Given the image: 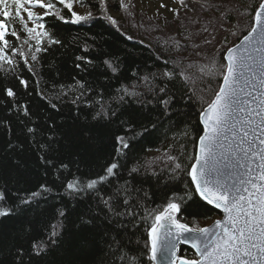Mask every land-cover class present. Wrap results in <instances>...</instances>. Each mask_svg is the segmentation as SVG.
<instances>
[{
  "label": "trees",
  "instance_id": "1",
  "mask_svg": "<svg viewBox=\"0 0 264 264\" xmlns=\"http://www.w3.org/2000/svg\"><path fill=\"white\" fill-rule=\"evenodd\" d=\"M261 1L203 0L196 2L203 7L199 15L187 2L186 8L168 21L169 35L151 34L145 37L149 42L143 36H124L109 20L97 14L86 22L72 23L71 13L62 5L58 7L69 22L54 15L45 17L46 29L59 43L50 44L45 38L41 46L46 50L37 53L38 63L31 60L30 54L25 58L17 54L14 66L4 65L0 69V191L5 195L4 205L15 209L13 214L0 218V264H18L19 250L24 253L23 264L98 261L104 248L105 230L112 234L115 230L107 224L90 226L81 221L82 216L91 215L94 210L91 197L58 193L67 181L96 179L114 161L119 162L120 168L112 184L132 181L129 169L140 168L133 183L143 189L142 195L146 194L147 209L162 210L169 199H174L181 205L177 218L192 229L202 228L219 216L197 196L187 171L194 161L196 141L201 134L198 116L217 92L224 75V51L250 29ZM112 2L116 5L118 1ZM235 7L248 13L235 29L228 27L221 36L223 27L240 21L238 12L234 19ZM12 27H21L14 16ZM7 39L16 49L23 46L28 52L23 40L16 41L11 36ZM209 43L213 47L206 45ZM207 52L215 53V57L208 59ZM11 53L9 49V56ZM213 62L215 71L211 77L202 76L200 67L212 66ZM30 66L35 74L29 71ZM12 67L15 71L9 72ZM181 69L196 79L186 84L176 76L170 82H156L157 87L165 83L174 97L169 116H162V107L155 103L144 107L134 98L118 99L122 95L119 90L125 87L131 90L134 83L138 85L137 91L146 93L142 77L152 79L153 73L159 75L168 70L179 73ZM16 77L26 80L28 87L21 85ZM78 82L84 85L83 89ZM6 88L14 90V98L7 97ZM65 92L67 95L62 94ZM77 96L79 100L73 103ZM101 104L108 115L94 119ZM25 108L28 115H24ZM112 111L116 114L111 115ZM30 127L36 131L29 133ZM128 127L133 131L127 132ZM117 136H128L130 141V147L122 149L119 156ZM169 152L184 165L175 179L168 178L171 162L166 153ZM150 153L153 155L149 157ZM61 165L67 168L61 169ZM151 173L163 178L158 180ZM41 184L55 191L45 193L47 198L39 199L31 207L20 209L19 198L39 190ZM111 187L107 184L105 190ZM189 194L190 199L186 198ZM60 212L65 215L61 216ZM137 222L139 227L123 232L122 238L125 243L131 240L128 246L143 264H149L145 253L151 219L148 223L142 219ZM54 226L59 233L57 243L48 244L46 254L31 255L32 244L48 242ZM179 255L193 257L186 247L180 248Z\"/></svg>",
  "mask_w": 264,
  "mask_h": 264
},
{
  "label": "snow or ice",
  "instance_id": "2",
  "mask_svg": "<svg viewBox=\"0 0 264 264\" xmlns=\"http://www.w3.org/2000/svg\"><path fill=\"white\" fill-rule=\"evenodd\" d=\"M75 2L83 6V0ZM58 5L71 13L72 23L86 22L93 17L91 11L86 15L75 12L74 0H0V69L4 65L14 66L17 54L21 58L30 54L31 60L38 63L37 53L46 50L41 46L45 38L50 44L59 43L51 37L43 22L45 17L52 15L69 22ZM100 11L113 25L116 24L111 16H107L104 0H100ZM22 13L26 14V21ZM13 16L20 21L19 29H10ZM254 20V26L241 43L228 49L223 85L215 93V98L202 109L200 122L203 124V135L199 136V151L195 156V163L187 171L200 199L222 209L226 214L223 221L215 224L216 229L223 228L222 233L214 232L211 228L194 231L187 224L181 223L176 215L180 212L181 205L174 199H169L162 210L147 209L144 203L146 194L142 195L143 189L135 187L133 183L136 175L140 174V168L129 169L132 181L123 180L112 184V179L117 176L120 168L119 162L114 161L104 169L103 175L87 181H67L63 185V191L58 193L71 197H91L94 210L91 215L82 216L81 221L90 226L107 224L115 230V234L105 230L104 248L94 264H137L138 260L139 264H143V260L128 246L131 240L125 243L122 238L123 232L139 227L138 219H142L144 223L151 219L147 232L149 246L145 253L149 264H177L176 245L185 242L191 243L199 259L180 258L179 264H264V3L256 10ZM8 36L16 41L23 40V44L28 45V52L23 50V46L16 49L7 39ZM9 49L12 50L11 56L8 54ZM253 52L260 53L259 57L254 56ZM80 59L83 57H77V60ZM14 71V67L9 69V72ZM29 71L35 74L31 66ZM214 71V62L212 66L200 67V73L205 77H211ZM185 73L184 69L179 73L168 70L159 75L153 73L152 79L142 77L146 93L137 91L138 85L134 83L131 90L126 87L120 89L122 95L118 99L123 101L125 97L134 98L136 103L144 107L155 103L162 107V116H169L174 97L165 83L157 87L156 82H170L176 76H180L186 84L196 79ZM16 78L25 88L28 87L26 80ZM78 85L81 89L84 88L82 83L78 82ZM72 90L74 89H70ZM5 92L7 97L14 98L15 92L12 88H6ZM62 94L67 95L66 92ZM192 94L195 95V92ZM77 100L79 96L73 103ZM97 103L100 104V101ZM115 114V111L111 112V115ZM24 115H28L26 108ZM101 115H108L103 104L93 118ZM27 130L29 133L36 131L31 127ZM144 130L147 131V128ZM126 131L133 130L128 127ZM140 134L142 133H133ZM116 142L119 145L118 156L122 149L130 147L128 136H117ZM181 149L183 151L182 146ZM166 155L171 162L168 178L175 179L177 173L184 170V165L178 156L170 152ZM45 163L50 164L51 161ZM66 168L67 165H61V169ZM151 175L158 180L163 178L155 173ZM107 184L112 187L105 190ZM54 191L49 185L41 184L39 190L21 196L18 207H31L39 199L47 198L45 193L51 194ZM186 198L190 199V194ZM4 201L5 195L0 191V218L13 214L15 210L13 207H6ZM60 215L64 216L65 213L60 212ZM58 235L54 226L48 242L32 244L31 255L39 257L46 254L48 244L55 245ZM23 255V250H19L18 264H23Z\"/></svg>",
  "mask_w": 264,
  "mask_h": 264
},
{
  "label": "rangeland",
  "instance_id": "3",
  "mask_svg": "<svg viewBox=\"0 0 264 264\" xmlns=\"http://www.w3.org/2000/svg\"><path fill=\"white\" fill-rule=\"evenodd\" d=\"M117 1L118 2L115 5V3L112 2V0H104L107 16H111L116 21V24L113 26L126 37L133 38L135 36L139 38L143 36L141 38L143 40L145 39L146 42H149L146 38H149L151 34L166 33L168 36L169 32L166 30V25L168 24V21L172 20L176 16L177 12H182L186 8L185 5L187 2H190V5L193 6L195 14L197 13L199 15L200 13H203V7L196 3L203 0H183V3H180V0H117ZM89 3L86 2V0H83V6H82L81 3H76L74 0L73 10L80 15H86L89 11H91L92 13L94 11L95 13H93V16L97 14V16L106 19L105 14L100 11V0H89ZM122 4L123 7L121 6ZM161 5H163V7H161ZM39 11L43 12L44 10H39ZM241 11H242L241 8L238 7L234 8V12H233L234 19L236 17L235 13L238 12L240 21H236L237 23L234 26L227 25L223 27L222 32H220L221 36H223V33H225L228 27H233L235 29L238 26V24L242 23L246 13L248 12L244 10L242 11V13H240ZM22 15L26 21L27 20L26 14L22 13ZM28 26L31 27V24H28ZM163 29H165L166 32H164ZM206 45L213 47L211 43ZM26 47L28 48V45H26ZM214 54L215 53L213 52L211 53L207 52L208 59L214 58L215 57ZM151 155L153 154L150 153L149 157ZM208 223H210V221L206 222V224ZM180 247H186V246L180 245ZM195 258L196 256L193 253V257L189 259H195Z\"/></svg>",
  "mask_w": 264,
  "mask_h": 264
},
{
  "label": "water",
  "instance_id": "4",
  "mask_svg": "<svg viewBox=\"0 0 264 264\" xmlns=\"http://www.w3.org/2000/svg\"><path fill=\"white\" fill-rule=\"evenodd\" d=\"M261 3H264V0H262ZM261 3H260V4H261ZM260 4H259V5H260ZM258 8H259V6L257 7V9H258ZM257 9H256V10H257ZM255 12H256V11H255ZM254 17H255V13H254ZM254 17H253V21H252V25H251L250 29L254 26V23H255ZM250 29L247 31V33H246L244 36H242V37H241V38H240L235 44H233L232 46H230L228 49H230V48H235L238 44H240L241 41L244 39V37H245L246 35H248ZM228 49H227V50L224 52V54H223V60H224V63H225V72H224V74H226V65H227V63H228V61L225 59V57H227V55H228ZM253 55L259 57L260 53L253 52ZM247 75H250V73H248ZM257 75H259V71H258V69H257ZM241 83H243V81H241ZM221 85H223V77H222L221 82H220V86H221ZM220 86H219V88H220ZM219 88H218L217 92L219 91ZM217 92H216V93H217ZM241 95H243V94H241ZM214 98H215V95L213 96L212 99H214ZM249 99H251V98L249 97ZM206 107H207V106H206ZM204 108H205V107H204ZM201 112H202V111H201ZM201 112H200V114H199V116H198V122H199V125H200V127H201V134H200V135H203V124L200 122ZM229 135H231V134H229ZM198 151H199V137H198V139H197V141H196V146H195V156L197 155ZM195 156H194V161H193V163H195ZM193 163H192V164H193ZM188 177H189V180H190V182H191V177H190L189 175H188ZM191 184H192V182H191ZM192 186H193V188H194V190H195V186H194L193 184H192ZM195 193H196V191H195ZM196 194H197V193H196ZM197 196L199 197L198 194H197ZM199 198H200V197H199ZM202 201H203L204 203H206L207 205H209L210 207H212L215 211H217V212L219 213V216H218L216 219L212 220L209 224L205 225V226L202 227V228H211V229H213L214 232H220V233H222L223 228L221 227L220 229H216V228H215V224H216L217 221H223V220L225 219L226 214L224 213V211H223L222 209L215 207V205L208 204V203H207L206 201H204V200H202ZM176 215H177V214H176ZM193 230H194V229H193ZM194 231H195V230H194ZM199 238L202 239L203 237H199ZM178 245H182V246H186V247H188L189 249L192 250V252H193L194 255L196 256L195 259H199V257L196 255V250H195L194 248H192L191 243H188V242H185V243H177V245H176V256H177V247H178ZM177 264H179V259H178V261H177Z\"/></svg>",
  "mask_w": 264,
  "mask_h": 264
},
{
  "label": "bare ground",
  "instance_id": "5",
  "mask_svg": "<svg viewBox=\"0 0 264 264\" xmlns=\"http://www.w3.org/2000/svg\"><path fill=\"white\" fill-rule=\"evenodd\" d=\"M261 3V2H260ZM211 222V221H210ZM209 224V223H208ZM207 225V224H206ZM180 245H178V247H177V261H178V259H180V258H185V257H181L180 255H179V252H180ZM189 249V248H188ZM191 250V249H190ZM192 251V250H191ZM185 259H189V258H185Z\"/></svg>",
  "mask_w": 264,
  "mask_h": 264
}]
</instances>
